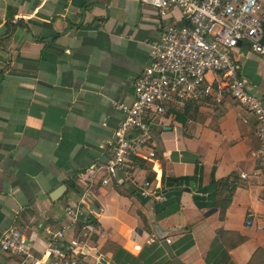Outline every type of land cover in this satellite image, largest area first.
Instances as JSON below:
<instances>
[{
  "label": "crops",
  "instance_id": "crops-1",
  "mask_svg": "<svg viewBox=\"0 0 264 264\" xmlns=\"http://www.w3.org/2000/svg\"><path fill=\"white\" fill-rule=\"evenodd\" d=\"M183 22L180 9L161 17L141 0H0V237L17 228L38 264H50L47 230L78 235L81 222L72 224L65 207L80 201L90 166L110 154L122 118L115 104L132 103L150 43ZM232 54L247 88L264 103V59L243 42ZM218 86L214 81L215 91ZM221 94L154 125L148 149L155 156L135 159L131 180L95 181L93 203L81 206L101 233L89 242L86 264H163L169 259L163 239L183 264H216L224 250L218 228L247 237L228 252L227 264H247L256 248L264 250V172L249 154L254 119ZM242 116L250 123L241 134ZM197 165L202 185L212 172L235 184L223 214L195 205L193 181L178 203L156 214L154 204L164 200L163 170L191 176ZM145 180L155 190L151 197L140 194ZM58 186L65 188L52 199ZM247 212L253 214L249 226ZM0 264L32 261L0 248Z\"/></svg>",
  "mask_w": 264,
  "mask_h": 264
},
{
  "label": "built area",
  "instance_id": "built-area-1",
  "mask_svg": "<svg viewBox=\"0 0 264 264\" xmlns=\"http://www.w3.org/2000/svg\"><path fill=\"white\" fill-rule=\"evenodd\" d=\"M155 7L161 17L169 9L178 8L184 22L170 24L158 40L150 43V62L133 83L131 104L116 103L122 118L109 141L110 154L90 166L86 187L78 203L68 204L65 214L72 224L81 222L78 235L66 237L64 229H48L46 251L50 264H86L89 242L101 233L97 221L86 219L81 205H90L91 189L98 179L108 184L112 178L127 182L133 178L130 170L135 159H152L148 149L151 130L164 116L182 111L189 103H200L215 92L221 99L225 92L254 119V131L259 141L249 154L264 172V103L251 92L238 72L232 51L242 42L264 59L261 43L264 21V0H141ZM211 73L214 79L209 80ZM219 83L218 91L213 83ZM250 123V117H241ZM245 177V174L241 175ZM155 190L145 180L140 194L151 197ZM91 210V209H90ZM253 214L246 213V225ZM0 248L18 255L32 264L39 261L30 252L20 231L11 227L0 237ZM98 264L100 262L97 260Z\"/></svg>",
  "mask_w": 264,
  "mask_h": 264
},
{
  "label": "trees",
  "instance_id": "trees-1",
  "mask_svg": "<svg viewBox=\"0 0 264 264\" xmlns=\"http://www.w3.org/2000/svg\"><path fill=\"white\" fill-rule=\"evenodd\" d=\"M233 99V98H232ZM195 106L194 103H189L182 111H175L172 114L180 116L179 114L186 113ZM180 112V113H179ZM243 125H246L242 120L238 121V126L241 134L244 133ZM248 136L253 138L251 149H255L259 145V141L256 137L255 131L253 135L248 133ZM254 136V137H253ZM147 165L151 166L150 162L144 161ZM202 179V167L196 166L193 175L191 176H169L163 170L161 176V188L160 191L164 195V200L160 203L154 204V212L160 213L164 211L168 206L179 202L180 194L183 192L184 187L188 186L191 181L195 183V191L193 192V201L199 208L203 207H217L220 209L222 215L226 206L229 204L232 194L236 188L233 182H230L228 178L218 181L214 177V173H211L210 180L207 185L201 184ZM223 191L224 196L218 197V192ZM91 219V217H90ZM216 235L222 246L224 247L220 260L216 264H227L230 260L228 252L238 245L247 240L246 236L239 234L236 231L225 230L218 228ZM163 264H173L170 259L166 260ZM247 264H264V250L262 248H256Z\"/></svg>",
  "mask_w": 264,
  "mask_h": 264
},
{
  "label": "water",
  "instance_id": "water-1",
  "mask_svg": "<svg viewBox=\"0 0 264 264\" xmlns=\"http://www.w3.org/2000/svg\"><path fill=\"white\" fill-rule=\"evenodd\" d=\"M261 28H262V32H263L262 38H261V43L264 44V21H262V23H261ZM193 186H194V184H193V182H191L188 187L184 188V190L185 191L192 190ZM64 188H65L64 186H58L56 189H54L50 193V197L52 199H56L57 197H59V195L62 194ZM90 209H95V206L91 205ZM161 246L163 247V249L165 250L166 254L168 255L169 259L172 261L173 264H183L182 261L179 259V257L175 256L171 247L167 243L166 239H163L161 241Z\"/></svg>",
  "mask_w": 264,
  "mask_h": 264
},
{
  "label": "rangeland",
  "instance_id": "rangeland-1",
  "mask_svg": "<svg viewBox=\"0 0 264 264\" xmlns=\"http://www.w3.org/2000/svg\"><path fill=\"white\" fill-rule=\"evenodd\" d=\"M159 126H161L160 124H159ZM153 128V127H152ZM159 128V127H158ZM154 129H156V127H154Z\"/></svg>",
  "mask_w": 264,
  "mask_h": 264
}]
</instances>
